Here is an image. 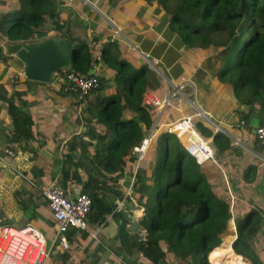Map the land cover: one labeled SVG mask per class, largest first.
<instances>
[{
    "label": "trees",
    "instance_id": "trees-1",
    "mask_svg": "<svg viewBox=\"0 0 264 264\" xmlns=\"http://www.w3.org/2000/svg\"><path fill=\"white\" fill-rule=\"evenodd\" d=\"M5 1L8 4L0 12V39L37 40L59 34L64 25L65 15L58 6L65 5V0H0V9ZM140 1L147 8L155 4L153 11L165 16L160 25L164 40L150 51L151 43L146 38L142 42L143 50L158 59V70L148 62L135 68L121 55L116 42L102 44L99 60L112 75L114 92L95 97L89 109L86 107L91 115L85 119L86 130L81 135L89 138L92 149L78 157L70 152L63 156L66 167L62 168V184L81 183V192L91 199L88 220L103 224L111 214L120 217L117 205L109 202L105 193L119 195L113 187L127 165L129 172L135 170L138 181L132 187L133 203L144 212V234L131 235L124 225L118 229L117 237L127 251L142 247L154 264L165 263L166 254L172 259L170 264H211L214 256V264H222V257L230 252L242 256L245 264H264V257L254 247L264 228V208L253 206L234 216L237 236L232 249L221 238L232 217L231 195L223 175L239 174L244 184L264 185V165L255 162L256 157L235 142L256 150L250 118L253 114L264 117V0ZM205 57L208 73H200L197 67ZM93 63L91 46H79L71 70L99 80L98 88L89 95L108 82L104 76L89 75ZM8 75L7 80L13 79L12 87L18 84L16 74L10 73V78ZM161 75L175 82L194 81L198 102L205 110L214 113L216 105L210 107L214 101L224 103L231 118H236L229 132L232 137L216 130L188 104L183 102L179 108L176 100L165 106L156 121L161 110L159 105L147 102L146 94L152 91L160 102L166 100L165 93L161 94L165 85ZM30 82L25 79V83ZM16 96L20 97L21 92L12 93L7 109L13 122L10 140H31L32 119L18 109L13 99ZM188 117L195 132L213 149L217 162L198 161L169 131ZM151 128L148 145L138 159L133 149L141 145ZM74 149L70 144L69 151ZM257 152L264 157V150ZM82 159L88 160L95 171L82 165ZM71 165L75 170H84L85 181L69 171ZM148 170L150 182L145 179ZM124 199L132 200L130 196ZM212 248L210 263L206 256Z\"/></svg>",
    "mask_w": 264,
    "mask_h": 264
},
{
    "label": "crops",
    "instance_id": "crops-1",
    "mask_svg": "<svg viewBox=\"0 0 264 264\" xmlns=\"http://www.w3.org/2000/svg\"><path fill=\"white\" fill-rule=\"evenodd\" d=\"M81 2V6L76 7L74 2L66 0L65 5H71L81 12L87 11L85 5H92L96 9L88 12L87 15L80 13V17L88 20L89 32L97 33L90 45L94 62L93 68L95 74L104 76L108 82L103 83L99 92L86 98L80 115L75 112L74 96L61 90V81L57 82L59 79L55 77L52 84L34 81L25 83L26 78L22 73V63L16 56L5 54L0 45L2 49L0 55V155H3V149L6 146L15 152L12 158H0V226L19 227L26 223L35 225L44 234L50 250L47 264H122L120 259L129 264H154L149 252L136 246L127 251L124 246H121V241L117 237L118 229L122 225L125 226L126 232L131 235L144 234L143 209L137 208L133 203L135 205L134 215L140 224L137 232L132 231L119 212V209H126L127 199H124L125 197L130 196L131 202H133L130 174H135V170L130 173L127 165L124 175L113 187L119 195L112 192L105 193L106 199L117 205L115 210L120 213V217L111 214L103 224L98 225L88 220V226L85 230L68 229L65 233L66 247L61 246L59 239L56 238V223L46 198L41 194L42 189L53 180L66 189L71 196L75 192L81 191V183H67L63 186L62 168H65L66 165L62 159L66 153L70 152L74 157H78L81 153L92 149V145H89V138L81 135L86 130L84 121L91 115V110L85 111V109L87 106L89 109L95 97L108 96L114 92L112 75L108 73L104 64L99 60L102 44L106 41L116 42L121 55L133 67L138 68L147 63L143 60L142 52L153 50L161 40H164L163 29H160L163 18L162 14L153 11L155 4L147 8L140 0H82ZM7 4L8 1L3 2L0 12L6 8ZM54 13L52 12V14ZM117 31L120 35L116 33ZM145 38L151 43L148 48L149 51L143 50L142 42ZM95 39L96 42H94ZM167 45H170V41ZM10 73L16 74L15 76L19 78L18 84L13 87V79L9 77ZM7 75L10 78L8 80L6 79ZM161 76L165 84L161 94L165 93L164 96L167 97L168 103L170 102L169 97H174L176 92L181 94L182 89H184L185 95L192 93L193 96L191 97H193L194 103L191 101H185V103L197 114H199L198 110H201L203 115H199L203 116L216 130L232 137L229 132L234 129L233 122L236 118H231V112L224 103L214 101L210 107L216 105L217 111L212 113L199 104L194 81L185 79L175 82L173 79ZM186 83L192 85V90L188 91L185 87ZM14 91L21 92L20 97L13 98L18 109L32 119L34 137L31 140L24 138L16 142L10 140L13 133V122L7 113V109L9 99ZM146 100L151 104L159 101L152 91L146 94ZM166 105L159 106L161 113ZM186 119L184 121H188L191 129H193L191 118ZM238 143L256 157L253 159L255 162L264 165V157L257 152V150H261L257 143L255 145L256 150L247 148L243 142L238 141ZM70 144L74 145L73 151H69ZM208 147L211 154L206 157L196 156L199 161L207 159L216 161L213 149L209 145ZM69 171L78 174L82 181H85L86 173L82 168L75 170V167L71 165ZM149 175L151 176V171ZM147 182H150V179L147 178ZM235 237L232 232L228 233L227 238L232 239L228 243L230 247ZM165 260V263L159 262L158 264H170L172 262L168 254H166Z\"/></svg>",
    "mask_w": 264,
    "mask_h": 264
},
{
    "label": "built area",
    "instance_id": "built-area-1",
    "mask_svg": "<svg viewBox=\"0 0 264 264\" xmlns=\"http://www.w3.org/2000/svg\"><path fill=\"white\" fill-rule=\"evenodd\" d=\"M143 59L151 65H156L158 59L148 52L142 53ZM55 77L61 80V90L69 94H74L75 112L80 115L84 108L85 97L99 86L96 76L80 75L72 70L64 75L56 73ZM257 141L264 147V118L255 129ZM148 144L143 140L140 146L134 147L138 154V159ZM15 155L13 149L6 146L0 158ZM41 194L46 198L53 220L57 226L56 238L61 246H67L65 233L70 228L85 230L88 226L87 216L91 211L90 197L81 191L75 192L72 196L67 190L60 186L55 180L51 181ZM49 247L47 246L44 234L31 223L15 227L11 225L0 226V264H47L49 257ZM122 264H129L122 259Z\"/></svg>",
    "mask_w": 264,
    "mask_h": 264
},
{
    "label": "water",
    "instance_id": "water-1",
    "mask_svg": "<svg viewBox=\"0 0 264 264\" xmlns=\"http://www.w3.org/2000/svg\"><path fill=\"white\" fill-rule=\"evenodd\" d=\"M59 10L65 15L64 25L60 29L59 34H54L39 38L32 41H7L0 39V45L3 52L7 55H14L22 63V73L27 80L52 84L55 80V74L61 71H69L72 69V61L76 56L79 46H90L97 33L89 32L88 20L81 18L79 11L69 5H59ZM157 70V67H155ZM95 69L89 72L94 74ZM168 103L165 100L163 106ZM199 114L203 115L201 110ZM161 111L156 118L159 119ZM154 122L153 126L155 125ZM260 119L257 114H253L250 118V127L252 133L259 126ZM152 126V128H153ZM151 130L146 138L150 137ZM260 147L259 145H257ZM81 163L88 169L95 171L92 165L85 160ZM135 205L133 202H126V209H119L124 220L129 227L133 228V232H137L140 224L134 215Z\"/></svg>",
    "mask_w": 264,
    "mask_h": 264
},
{
    "label": "rangeland",
    "instance_id": "rangeland-1",
    "mask_svg": "<svg viewBox=\"0 0 264 264\" xmlns=\"http://www.w3.org/2000/svg\"><path fill=\"white\" fill-rule=\"evenodd\" d=\"M69 1L74 2V4H75L76 7H79L78 5L81 6V4H82V2H81L82 0H77V1H75V0H69ZM69 6H71V5H69ZM154 6H156V5H154ZM85 7L87 8V11L86 12H81V11L78 10L79 11V14L80 13H85V15H87L88 12H90L92 10H96L92 5L91 6L90 5H85ZM121 12H122V10H121ZM162 18L165 20V16H162ZM88 26H89V24H88ZM116 33L119 34L118 31ZM207 58L208 57L203 58L201 65H199L197 67V70L198 71L200 70V73H201V70H203V72H206V70H207V64H208V62L205 61ZM143 60H145V59H143ZM149 65L150 66H153L151 64H149ZM206 73H208V71ZM58 81L60 82L61 80H57V82ZM185 85H186L185 87H187L188 91L189 90H192V85H189L188 83H186ZM183 90L184 89L181 90V94H180V92H176L175 95H174V97L173 96H170L169 97L170 98V101L176 100L178 102L179 108H181V106H182L181 103H183V102L185 103V101L186 102L187 101L188 102L189 101L193 102V97H191V96H193V94L192 93H189V94H186L185 95L184 94L185 91H183ZM188 97H190V98H188ZM260 116L263 117L262 115H260ZM137 157H138V154H137ZM207 160H213V159H207ZM207 160H204V161H207ZM227 167L229 169H232L231 166H227ZM233 169H234V167H233ZM146 172L147 173H146L145 179L148 178L151 181V176L149 175V172L150 171L148 170ZM130 177H131L130 178V180H131L130 181V185L132 187L133 186H137L138 181H135L137 178L134 176V174H130ZM223 179L225 180L224 182H225L226 188L229 191V194L231 195V197L229 199V202H230V211L232 213V217L228 221L227 229L225 231H223V233L221 234L222 242L227 238V235L230 232H233V234L235 236H237L236 224H235V221H234V219H235L234 216L237 213L241 212L240 213V215H241V214H243L242 211H245L248 208L253 207V206L254 207L255 206H260L261 208H264V195H263V193H264V185H262L261 182L259 183V185L258 184H255V185L248 184L247 185V184H244V183L241 182L242 180H241V178H239V174H234V173H233V176L232 177H227L224 174L223 175ZM87 219H88V216H87ZM231 226H233V227H231ZM229 228H231L232 230L231 229L229 230ZM131 229H133V228H131ZM225 243H226V241H225ZM217 247H214V248H217ZM254 247H255L256 252H258L260 254V256H263L264 257V228L262 229L261 234H258V237L256 238V242H255ZM214 248H212L208 252V254L206 256L208 260H209L210 253H211V251ZM201 257H203V253H201ZM215 257L216 256H214V258ZM214 258L211 260L212 261V264H214ZM201 261H202V259H201ZM209 262H210V260H209ZM220 263H221V261H220ZM243 263H245V262L243 261Z\"/></svg>",
    "mask_w": 264,
    "mask_h": 264
},
{
    "label": "bare ground",
    "instance_id": "bare-ground-1",
    "mask_svg": "<svg viewBox=\"0 0 264 264\" xmlns=\"http://www.w3.org/2000/svg\"><path fill=\"white\" fill-rule=\"evenodd\" d=\"M155 104L162 106L163 103L160 101H156ZM169 130L177 136L178 140L180 141L181 147L185 151L195 156H198V157H206L211 154V150L209 149L207 142L203 140L195 132V130L191 129V126L188 121H184L183 119L175 123L173 126H171ZM230 229L231 228H229V230ZM231 240H232L231 238H227L226 242L229 243ZM221 263L222 264H243V259L241 256L234 254L233 252H230L229 254H226L223 256Z\"/></svg>",
    "mask_w": 264,
    "mask_h": 264
},
{
    "label": "clouds",
    "instance_id": "clouds-1",
    "mask_svg": "<svg viewBox=\"0 0 264 264\" xmlns=\"http://www.w3.org/2000/svg\"><path fill=\"white\" fill-rule=\"evenodd\" d=\"M143 53V52H142ZM144 53H146V52H144ZM147 62V61H146ZM152 68H154V69H156L155 67H156V65H154V66H151ZM158 70V69H157ZM70 71V70H69ZM61 72H64V71H61ZM67 72V71H66ZM57 73H59L60 74V72H57ZM95 74V73H94ZM56 75V74H55ZM165 101V100H164ZM164 101L162 102V103H164ZM85 103V102H84ZM258 117H259V119H260V122H261V120L264 118V117H260V115L258 114ZM241 124H243V122H241ZM252 130V129H251ZM254 136H255V133H254ZM145 140H147V141H149V138L147 139V138H145ZM255 141H256V143H257V145H259L260 147L259 148H261L262 150H264V147L257 141V139H256V137H255ZM235 142H237L238 143V141H236L235 140ZM148 145V144H147ZM147 147V146H146ZM211 148V147H210ZM146 149V148H145ZM212 149V148H211ZM134 151V150H133ZM145 151V150H144ZM135 152V151H134ZM136 153V152H135ZM193 155V154H192ZM195 156V155H194ZM196 157V156H195ZM197 158V157H196ZM198 160V159H197ZM199 161V160H198ZM200 162H202V161H200ZM75 229V228H74ZM235 240V239H234ZM236 254V253H235ZM242 257V256H241ZM209 261V260H208ZM211 263V262H210ZM212 264V263H211Z\"/></svg>",
    "mask_w": 264,
    "mask_h": 264
}]
</instances>
